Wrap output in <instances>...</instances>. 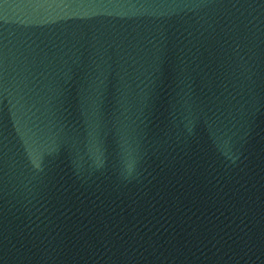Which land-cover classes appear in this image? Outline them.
<instances>
[{
  "label": "water",
  "instance_id": "obj_1",
  "mask_svg": "<svg viewBox=\"0 0 264 264\" xmlns=\"http://www.w3.org/2000/svg\"><path fill=\"white\" fill-rule=\"evenodd\" d=\"M0 264H264V0H0Z\"/></svg>",
  "mask_w": 264,
  "mask_h": 264
}]
</instances>
